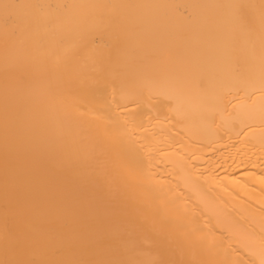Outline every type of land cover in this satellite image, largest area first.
Returning a JSON list of instances; mask_svg holds the SVG:
<instances>
[{
	"label": "bare ground",
	"instance_id": "obj_1",
	"mask_svg": "<svg viewBox=\"0 0 264 264\" xmlns=\"http://www.w3.org/2000/svg\"><path fill=\"white\" fill-rule=\"evenodd\" d=\"M0 264H264V0H0Z\"/></svg>",
	"mask_w": 264,
	"mask_h": 264
}]
</instances>
